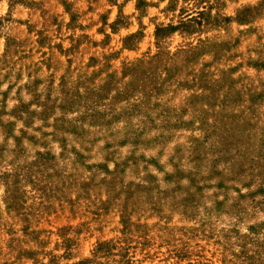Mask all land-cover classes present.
Wrapping results in <instances>:
<instances>
[{
    "label": "rangeland",
    "instance_id": "1",
    "mask_svg": "<svg viewBox=\"0 0 264 264\" xmlns=\"http://www.w3.org/2000/svg\"><path fill=\"white\" fill-rule=\"evenodd\" d=\"M0 264H264V0H0Z\"/></svg>",
    "mask_w": 264,
    "mask_h": 264
}]
</instances>
